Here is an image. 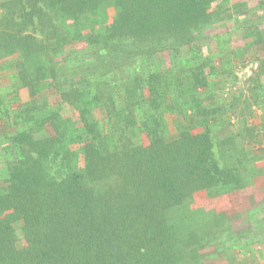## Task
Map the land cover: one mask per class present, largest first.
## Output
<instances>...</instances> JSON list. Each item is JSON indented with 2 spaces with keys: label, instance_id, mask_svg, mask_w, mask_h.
<instances>
[{
  "label": "trees",
  "instance_id": "1",
  "mask_svg": "<svg viewBox=\"0 0 264 264\" xmlns=\"http://www.w3.org/2000/svg\"><path fill=\"white\" fill-rule=\"evenodd\" d=\"M251 1L258 20L224 32L264 50V0ZM231 8L0 0V66L18 78L0 94V264H204L210 248L239 264L248 232L195 205L254 190L264 171V51L247 93L227 101L232 63L197 48L222 40L215 25ZM184 46L199 52L158 66ZM249 221L264 235L263 209Z\"/></svg>",
  "mask_w": 264,
  "mask_h": 264
},
{
  "label": "rangeland",
  "instance_id": "2",
  "mask_svg": "<svg viewBox=\"0 0 264 264\" xmlns=\"http://www.w3.org/2000/svg\"><path fill=\"white\" fill-rule=\"evenodd\" d=\"M241 1L244 0H231L232 8L228 9V11L224 14L225 19L215 25V29L223 34L222 40H208V45L211 48L210 51H208L206 45H199V47H197L201 48L200 51H204V54L208 55L209 52L213 53L212 60H215L219 66L221 64L232 63L233 75L228 78V80L226 78L227 81L225 83V87L221 91L222 99L227 101L234 96H240L242 94L245 95L247 93L249 77L253 73V70L257 67V59L264 51L261 46L251 45L249 43V39L244 38L242 36L243 32L240 30H235L233 34L230 35H227V32H224V30L232 27L238 28L243 24H249L258 20L259 16L256 8H254V3L251 0H247L249 1L248 3L250 7H245V5L236 6L234 4ZM193 51L195 50L192 46H184L181 48L180 52L172 53L169 57L157 55L156 62L161 69H164L166 68V61L184 63L192 56L191 52ZM196 51L199 52V49H196ZM7 63L4 62L0 66L1 95L8 94L18 85L15 68L11 66V63ZM46 92L52 95L54 89L49 88ZM261 113L262 111L256 108V113L251 119L255 124H260ZM231 120L234 122L235 118ZM1 133L2 132H0V137L2 135ZM5 160L4 152L0 148V173H2V171L6 168ZM259 165L264 169V161H260ZM195 205L208 209L224 211L238 231L246 230L248 232L249 236L247 235V238H244L240 244L241 252L238 254L240 261L239 264H262L261 259H259L257 255L258 251L256 248L264 249V235L260 234L256 237L253 236V231L249 230L251 227L249 214L250 211L254 209L264 210V171L257 179L254 190H242L236 193H229L216 199L199 195V197L195 200ZM17 233L19 244H23L24 240L22 238L21 227L17 228ZM226 252L230 255L232 254L230 249L226 250ZM203 255L204 264H229L223 257L224 253H220L218 250L215 252L214 249L210 248L206 250Z\"/></svg>",
  "mask_w": 264,
  "mask_h": 264
}]
</instances>
